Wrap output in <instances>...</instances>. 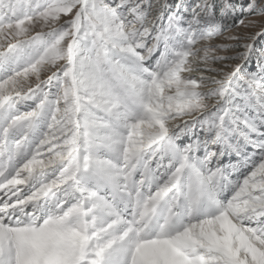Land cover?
<instances>
[{
    "label": "snow or ice",
    "instance_id": "snow-or-ice-1",
    "mask_svg": "<svg viewBox=\"0 0 264 264\" xmlns=\"http://www.w3.org/2000/svg\"><path fill=\"white\" fill-rule=\"evenodd\" d=\"M0 264H264V0H0Z\"/></svg>",
    "mask_w": 264,
    "mask_h": 264
}]
</instances>
